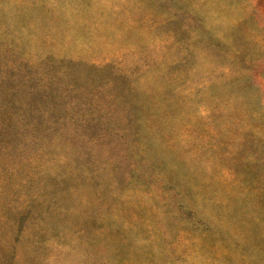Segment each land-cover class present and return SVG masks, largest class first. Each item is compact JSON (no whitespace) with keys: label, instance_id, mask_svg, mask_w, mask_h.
<instances>
[{"label":"rangeland","instance_id":"1","mask_svg":"<svg viewBox=\"0 0 264 264\" xmlns=\"http://www.w3.org/2000/svg\"><path fill=\"white\" fill-rule=\"evenodd\" d=\"M0 264H264V0H0Z\"/></svg>","mask_w":264,"mask_h":264}]
</instances>
